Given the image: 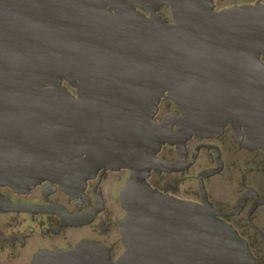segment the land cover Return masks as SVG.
<instances>
[{
    "label": "water",
    "instance_id": "95a60500",
    "mask_svg": "<svg viewBox=\"0 0 264 264\" xmlns=\"http://www.w3.org/2000/svg\"><path fill=\"white\" fill-rule=\"evenodd\" d=\"M166 6L171 23L156 12ZM261 59V4L0 0V186L72 192L100 168H126L125 250L112 264H255L212 205L163 195L146 178L171 165L156 157L161 144L227 122L264 150ZM161 97L182 115L157 122Z\"/></svg>",
    "mask_w": 264,
    "mask_h": 264
},
{
    "label": "flooded vegetation",
    "instance_id": "af4514ba",
    "mask_svg": "<svg viewBox=\"0 0 264 264\" xmlns=\"http://www.w3.org/2000/svg\"><path fill=\"white\" fill-rule=\"evenodd\" d=\"M211 3L220 11L264 5V0ZM156 12L173 22L167 6ZM156 109L157 122L182 115L169 97H161ZM170 128L180 139L177 124L172 122ZM247 137L244 128L227 122L207 136L192 134L178 146L161 144L156 157L171 165L152 168L146 182L168 197L212 205L247 244L255 264H264V150L247 145ZM129 176L126 168H100L72 192L49 182L28 191L0 186V264L114 263L125 250L119 194Z\"/></svg>",
    "mask_w": 264,
    "mask_h": 264
}]
</instances>
